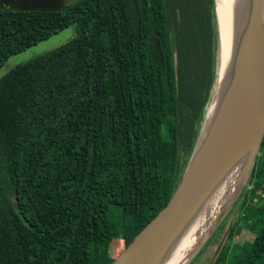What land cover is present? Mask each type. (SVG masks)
<instances>
[{
	"label": "trees",
	"instance_id": "1",
	"mask_svg": "<svg viewBox=\"0 0 264 264\" xmlns=\"http://www.w3.org/2000/svg\"><path fill=\"white\" fill-rule=\"evenodd\" d=\"M70 26L0 77V264H111L167 204L214 89V0L0 11V68ZM262 190L264 135L241 203ZM234 228L211 264H264V225L242 251Z\"/></svg>",
	"mask_w": 264,
	"mask_h": 264
},
{
	"label": "bare ground",
	"instance_id": "2",
	"mask_svg": "<svg viewBox=\"0 0 264 264\" xmlns=\"http://www.w3.org/2000/svg\"><path fill=\"white\" fill-rule=\"evenodd\" d=\"M215 2L219 31L217 79L209 105L212 110L204 116L191 162L199 157L220 121L247 90L264 34V0ZM257 125L258 121L243 135L208 191L145 264H184L185 257L201 244L238 191Z\"/></svg>",
	"mask_w": 264,
	"mask_h": 264
},
{
	"label": "water",
	"instance_id": "3",
	"mask_svg": "<svg viewBox=\"0 0 264 264\" xmlns=\"http://www.w3.org/2000/svg\"><path fill=\"white\" fill-rule=\"evenodd\" d=\"M75 1L76 0H0V11L57 13L65 6L71 5ZM215 5L216 2L214 0V14L216 20ZM14 66L4 64L0 68V77ZM217 68L215 82L217 79ZM211 99L206 110L210 105ZM203 121L204 117L202 124ZM257 121L258 125L244 177H248L251 171L260 141L264 135V34L259 43L257 61L247 90L234 107L220 121L199 157L194 162H191L201 131V124L185 170L167 204L137 235L134 236L132 241L118 254L111 264H145L158 250L161 244L170 237L201 197L208 191L239 140ZM232 200L227 207L229 206L230 208L232 206L235 201ZM12 205L14 209H17L15 199H12ZM212 229H210L209 232L212 231ZM209 232L207 233L208 235L210 234ZM203 242H201V244Z\"/></svg>",
	"mask_w": 264,
	"mask_h": 264
},
{
	"label": "rangeland",
	"instance_id": "4",
	"mask_svg": "<svg viewBox=\"0 0 264 264\" xmlns=\"http://www.w3.org/2000/svg\"><path fill=\"white\" fill-rule=\"evenodd\" d=\"M216 11V5H215ZM217 19V17H216ZM217 22V21H216ZM217 31V49L219 51V31L218 25L216 26ZM74 35V27L70 26L58 32L57 34L35 44L34 46L29 47L25 51L10 57L5 65L9 64L10 66L18 65L29 58L57 48L71 39ZM212 108L208 107L206 113L211 111ZM205 113V116H206ZM195 143V142H194ZM262 171V166H259L256 169V177H259L260 172ZM247 179L248 177H244L241 181L239 191L236 193V196L232 201L235 200L233 206L230 204L227 207L228 213L226 214L227 209L224 213H222L221 217L215 223L210 231L209 235L205 236L202 240V244H200L196 249H193L186 257L184 264H211L214 260L215 256L218 254L219 249L222 247L224 241L227 237V230L230 225H233L234 231L233 235L230 237V247H235V250L242 251L249 247L250 242L255 234L260 230V227L264 225V198L261 197V194H264V190L258 191L255 194V199H262L263 201H255L254 203L246 199L243 204L241 194L244 192V187H247ZM245 184V185H244ZM254 201V200H253ZM262 207V210L259 212L254 211L255 208ZM116 211L118 209H113V221L112 224H116L120 226L118 223V218L116 215ZM226 214V215H224ZM245 215L243 219L238 221V215ZM110 223V224H111ZM118 226V229H119ZM251 226L253 228H251ZM215 227V228H214ZM120 236V234H118ZM117 236V234H116ZM115 236V237H116ZM117 236V237H119ZM200 250V251H199Z\"/></svg>",
	"mask_w": 264,
	"mask_h": 264
},
{
	"label": "built area",
	"instance_id": "5",
	"mask_svg": "<svg viewBox=\"0 0 264 264\" xmlns=\"http://www.w3.org/2000/svg\"><path fill=\"white\" fill-rule=\"evenodd\" d=\"M261 197L264 198V194H261Z\"/></svg>",
	"mask_w": 264,
	"mask_h": 264
}]
</instances>
